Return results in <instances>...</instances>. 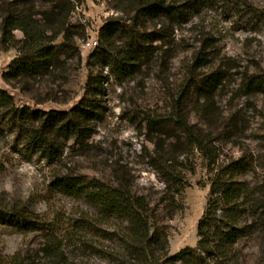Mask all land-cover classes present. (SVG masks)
<instances>
[{
	"label": "rangeland",
	"instance_id": "rangeland-1",
	"mask_svg": "<svg viewBox=\"0 0 264 264\" xmlns=\"http://www.w3.org/2000/svg\"><path fill=\"white\" fill-rule=\"evenodd\" d=\"M166 1L186 3L185 20L171 23L161 18L157 28L163 29V38L155 41L154 53L144 60L145 64L126 80L113 76L105 80L99 98L100 115L89 123V137L83 144L72 138L60 139L62 154L50 162L26 152L7 129L0 131V205L29 206L34 215L56 229L69 258L76 263L113 264L107 253L116 244L109 240L108 233L118 227L119 221L97 216L84 199L54 188L52 179L57 173L83 175L114 186L123 179L133 193L148 198L162 219L170 254L184 246L196 248L197 223L209 194L206 161L198 151L193 152L190 160L195 170L187 173V184L171 206L163 200V179L150 164L157 146L148 139L153 133L145 126V119L149 116L171 129L174 107L181 105L190 122L198 124L196 86L216 69L222 72L215 83L218 111L222 117L239 119L238 131L219 146L221 159L246 156L252 161V182L264 185V94L246 95L240 88L245 73L264 72V0ZM48 4L35 0L36 9ZM122 8L128 9L117 0H83L71 18V23L85 27L88 37L81 44L80 64L68 62L65 82L59 76L38 78L21 86L24 92L2 78L16 52L5 49L0 37V88L9 91L18 105L69 109L83 94L88 74L86 58L97 43L99 28L109 18L126 17ZM14 35L22 37L20 31H14ZM83 219L87 224L81 229L76 221ZM35 238L0 225V264H13L28 245L35 250ZM263 252L264 232L258 229L232 264H262Z\"/></svg>",
	"mask_w": 264,
	"mask_h": 264
},
{
	"label": "trees",
	"instance_id": "trees-1",
	"mask_svg": "<svg viewBox=\"0 0 264 264\" xmlns=\"http://www.w3.org/2000/svg\"><path fill=\"white\" fill-rule=\"evenodd\" d=\"M0 1L1 42L5 49L16 52L2 73L5 83L24 92L21 86L38 78L59 76L65 82L66 65L70 60L80 64L81 44L88 39L82 24L71 23L76 6L83 0H46L48 6L41 9L35 8V0ZM117 1L128 7L122 8L126 17L109 18L99 28L97 43L86 58L83 94L75 105L67 110L18 105L9 91L0 88V131L7 129L14 134L26 152L52 162L62 154L60 139L72 138L83 144L89 137V123L100 115L105 80L110 76L126 80L145 64L154 53L155 41L163 38V29L157 28L161 18L171 23L186 18L184 2ZM14 31H20L22 37L16 38ZM221 74L216 69L196 86L198 124L190 122L181 105L174 107L171 129L162 121L149 116L145 119V126L153 133L148 139L157 146L150 164L163 179V200L171 206L187 184V173L195 170L190 160L193 152L198 151L206 161L209 194L197 223L196 248L184 246L170 254L162 219L148 198L133 193L123 179L114 186L83 175L57 173L53 177L52 184L60 192L84 199L103 219L119 221L108 233L116 244L107 253L113 264H232L252 234L258 229L264 232V185L252 182V161L246 156L221 159L219 146L235 135L239 124L235 116L222 117L214 102L215 83ZM240 88L246 95L264 94V72L245 73ZM76 222L81 229L87 224L84 219ZM0 225L38 240L35 250L26 246L13 264H81L69 258L56 229L27 205H0Z\"/></svg>",
	"mask_w": 264,
	"mask_h": 264
}]
</instances>
